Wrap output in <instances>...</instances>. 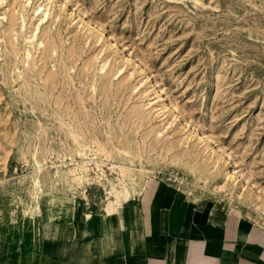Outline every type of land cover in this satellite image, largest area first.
Wrapping results in <instances>:
<instances>
[{"label": "rangeland", "instance_id": "374dc122", "mask_svg": "<svg viewBox=\"0 0 264 264\" xmlns=\"http://www.w3.org/2000/svg\"><path fill=\"white\" fill-rule=\"evenodd\" d=\"M153 176L264 227V0H0V253Z\"/></svg>", "mask_w": 264, "mask_h": 264}, {"label": "crops", "instance_id": "0c3cea01", "mask_svg": "<svg viewBox=\"0 0 264 264\" xmlns=\"http://www.w3.org/2000/svg\"><path fill=\"white\" fill-rule=\"evenodd\" d=\"M90 194L77 207L62 197L45 202L42 219L36 215L17 248L1 258L12 256L14 264H264V227L242 209L196 199L164 177H148L110 209Z\"/></svg>", "mask_w": 264, "mask_h": 264}, {"label": "bare ground", "instance_id": "6f19581e", "mask_svg": "<svg viewBox=\"0 0 264 264\" xmlns=\"http://www.w3.org/2000/svg\"><path fill=\"white\" fill-rule=\"evenodd\" d=\"M85 149V148H84ZM120 167V166H119ZM124 168V167H123ZM77 171L73 174L74 178H79L80 180L81 179H86L88 178L89 176V172H88V169L86 166H80L78 167V169H76ZM123 173H124V170H123ZM101 177V180L105 182V180H107V177L106 175L102 174ZM116 186H122L124 185V180L123 179H120V178H117L116 179V183H115ZM114 207L113 204H108V209ZM116 207V206H115Z\"/></svg>", "mask_w": 264, "mask_h": 264}]
</instances>
